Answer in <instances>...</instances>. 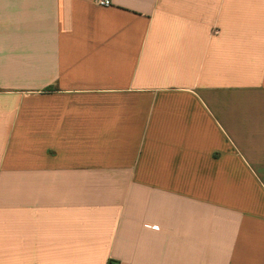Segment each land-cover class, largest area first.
Masks as SVG:
<instances>
[{
	"label": "crops",
	"instance_id": "obj_1",
	"mask_svg": "<svg viewBox=\"0 0 264 264\" xmlns=\"http://www.w3.org/2000/svg\"><path fill=\"white\" fill-rule=\"evenodd\" d=\"M0 0V264H264V0Z\"/></svg>",
	"mask_w": 264,
	"mask_h": 264
},
{
	"label": "built area",
	"instance_id": "obj_2",
	"mask_svg": "<svg viewBox=\"0 0 264 264\" xmlns=\"http://www.w3.org/2000/svg\"><path fill=\"white\" fill-rule=\"evenodd\" d=\"M97 3L99 6H102V7H107L110 5L108 0H97ZM106 264H116V262L113 260H108Z\"/></svg>",
	"mask_w": 264,
	"mask_h": 264
}]
</instances>
